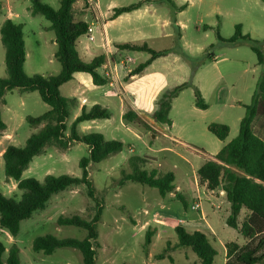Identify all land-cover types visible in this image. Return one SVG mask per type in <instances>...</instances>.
<instances>
[{"label": "rangeland", "instance_id": "obj_1", "mask_svg": "<svg viewBox=\"0 0 264 264\" xmlns=\"http://www.w3.org/2000/svg\"><path fill=\"white\" fill-rule=\"evenodd\" d=\"M139 1L93 0L89 3L88 0H79L76 15L78 19H85L93 29L94 41L88 40L89 34L78 40L79 54L86 62L97 57L101 52L99 45L106 42L113 47V51L116 50L115 45L121 43H147L155 51H170L167 56L153 61L144 73L133 78V83L125 85V88L134 92L133 97L128 96V99L141 112V121H134L133 125L123 122L120 102L113 89L107 85L93 88L92 92L88 87L83 88L73 81L61 88L64 97L86 98L88 105L105 102L106 99L112 104L111 118L79 126L80 136L99 133L107 140L124 144L122 152L89 167V177L104 198V211L98 224L96 264H201L191 249L171 250L164 258H157L170 243L172 247L178 244L179 236L175 230L155 220H191L200 214L191 208L197 170L204 158L209 160L210 156L218 154L238 136L240 122L246 114V107L252 102L261 76L257 56L247 44L231 46L224 41H229L234 36L235 26L241 24L243 35L263 42L264 3L261 0H173L178 7L186 6L184 11L177 13V23L174 25V9L164 0L158 4H146L111 20L115 8ZM46 3L56 10L60 7V0H46ZM0 4V29L8 19L23 25L26 75H58L62 67L55 58L58 49L56 35L54 31L45 29L50 27V22L42 15L33 16L30 13L29 0H0ZM205 26L210 28L206 30ZM218 28L224 41L218 37ZM128 56L134 59L129 68L132 72L144 54L128 53ZM211 56H214L213 61L209 60ZM5 77V49L0 34V78ZM129 78L123 74L124 82ZM184 82H192L200 90L209 105L207 110L195 106L194 87H190L173 101L170 113L172 126L156 123L151 113L143 112L144 103L150 102L153 110H156L162 94ZM103 92L108 94L104 96ZM48 110L49 106L42 101L38 92H7L4 103H0V112L7 126L6 132L12 136V140L5 144L24 147L27 139L41 129V126H31L27 117H38ZM81 111L80 105L70 106L66 136L70 135L72 125ZM211 123L229 126L230 133L225 141L208 131L207 127ZM263 125V118L254 124V130L260 137H264ZM151 134H157V139H153ZM172 137L180 139L198 157L186 154L185 148L173 141ZM163 147L173 150H159ZM88 155L89 150L84 143H76L67 151L47 148L45 153L34 158L22 178H35L41 182L47 175L81 178L83 171L80 160ZM132 156L146 159L148 162L144 168L148 171L157 169L174 172L176 191L163 197L157 189L134 182L118 187L122 171L130 170L128 161ZM0 193L16 200L21 197L17 182L6 181L3 158H0ZM215 193L221 197L218 191ZM177 195H181L183 200ZM201 197L207 222L217 233L215 238L208 229L204 230L217 251L214 264H224L225 245L231 242L240 245L245 239L238 230L226 223L230 214V208L229 214L226 211L227 198L205 197V193ZM186 205L189 209H186ZM93 206L94 202L87 196L85 185L70 187L53 195L44 210L37 211L22 222L17 236H12L7 229L0 227V242L6 248L3 258L7 257L10 247L16 245L20 251V264H83L78 250L62 248L52 255H45L33 250V242L46 235L83 240L87 236L84 229L60 226L57 220L61 216L76 214L89 219L93 215ZM248 216L247 212L245 215L241 213L239 223L242 224ZM149 228L155 232L148 251H145ZM184 229L188 233L194 231L191 226Z\"/></svg>", "mask_w": 264, "mask_h": 264}, {"label": "trees", "instance_id": "obj_2", "mask_svg": "<svg viewBox=\"0 0 264 264\" xmlns=\"http://www.w3.org/2000/svg\"><path fill=\"white\" fill-rule=\"evenodd\" d=\"M29 1L30 13L33 16L42 15L51 24L49 30L55 32L58 47L55 58L62 68L61 72L55 76H27L24 71L26 50L23 25L10 19L3 23L0 34L1 43L5 49L7 77L0 78V103H4L5 95L10 91L38 92L42 101L50 109L38 117H27V122L31 126H42V128L27 139L24 147L10 145L3 153L6 181L17 182L21 197L16 200L0 193V227L7 229L12 236H17L22 222L30 219L37 211L44 210L53 195L70 187L85 185L87 196L94 202L91 209L93 215L89 219L77 214L61 216L57 222L60 226L84 229L87 232L86 238L79 240L46 235L34 240L33 250L52 255L57 249H75L81 253L83 264H96L99 248L98 224L104 211V198L97 192L89 177V167L91 164L100 163L111 155L122 152L124 144L116 140H107L99 133L79 135V124L111 118V111L101 105H94L90 109L83 107L81 114L72 125L70 135L66 136L70 106H75L77 100L64 97L60 88L73 80L76 73L89 74L95 86L107 85L109 80L99 72L105 63V56H97L92 61L86 62L79 55L78 40L90 30L86 21L77 18L76 4L79 0H60V7L57 10L47 4L46 0ZM163 1L140 0L129 6L115 8L111 20L138 10L146 4H158ZM165 1L174 9L172 23L176 25L177 13L184 11L186 6L178 7L173 0ZM261 1L264 3V0ZM209 28L204 27L206 30ZM242 29L241 24L236 25L234 36L229 41L221 39L219 28L217 34L220 40L231 46L247 44L257 56L261 76L252 102L246 107V114L240 122L238 136L199 168L198 179L200 185L206 184L209 190L225 193L230 204V214L226 223L229 227L238 230L247 241L243 246L234 242L225 245L226 264H264V137L257 135L254 130L255 122L259 118L264 119V41L260 42L249 35H243ZM180 36L178 32V37ZM115 48L120 51L144 52L150 55L146 62L139 64L131 72V76L141 74L153 61L167 56L170 52L169 50L155 51L147 43H121L116 44ZM209 60L213 61L214 56H211ZM190 87H194L195 106L201 110H207L209 105L205 102L200 90L192 82H184L162 94L157 101V109L152 113L153 120L156 123L172 126L170 113L173 101ZM123 120L131 123L141 121V117L135 111L128 110L123 115ZM5 128L0 112V131ZM207 129L221 141H225L230 133L229 126L221 123H211ZM76 143H84L89 150L88 157L80 160V168L83 171L81 178L70 175H47L42 182L35 178H22L34 158L45 153L47 148L54 147L67 151ZM128 162L130 170L122 171L118 187L134 182L157 189L163 197L175 191L173 172H161L157 169L148 171L144 168L148 161L138 156L130 157ZM243 209L249 212V216L240 224L239 216ZM122 210L127 212L124 207ZM175 231L179 236V243L173 247L170 243L157 258H164L171 250L191 249L200 259L201 264H214L217 251L205 233L199 230L188 233L182 226H177ZM154 232L155 230L149 228L146 233L145 251H148ZM5 252L6 248L0 242V264H20V251L16 245L10 247L4 259Z\"/></svg>", "mask_w": 264, "mask_h": 264}, {"label": "crops", "instance_id": "obj_3", "mask_svg": "<svg viewBox=\"0 0 264 264\" xmlns=\"http://www.w3.org/2000/svg\"><path fill=\"white\" fill-rule=\"evenodd\" d=\"M92 1L93 0H88V2L89 3H92ZM97 1V0H96ZM84 21H86L85 19H83ZM89 28H90V32L88 33L89 34V37H93V40L92 41H94L95 39H94V36L92 35V31H93V29H92V27L91 26H89ZM46 30H49V26L48 27H46L45 28ZM106 33V32H105ZM106 35V34H105ZM89 37H88V40H89ZM90 41V40H89ZM55 43H56V39H55ZM100 46V49H101V52H100V54H98L97 56H101V55H103V56H105V63H104V65H109L111 68H113L114 69V67H115V69L117 70V74H118V77H119V80H118V87L119 88H122L124 91H125V93H126V95L125 96H122V95H120L119 94V92H118V90L117 89H115L114 87H112V86H110L109 84H107V86H109V87H111L112 89H113V91L115 92V95L117 96V98H118V100H119V102H120V107H119V110H120V115H121V117H122V119H123V115L128 111V110H133V111H135L140 117H141V112L140 111H138L136 108H134L133 107V102H131L129 99H128V96H130V97H133V95H134V92H133V90L132 89H129V88H125V85L126 84H128V83H130V82H132L133 83V78H136L137 76H139V75H136V76H131V71H130V66L131 65H133V62H134V59L132 58V57H130V56H128V53H137V54H144V57L142 58V60L140 61V64L141 63H144V62H146L149 58H150V55L148 54V53H144V52H128V51H120V50H117L116 48V50L115 51H113V47H111L110 46V44H109V42H106L105 44L103 43V44H100L99 45ZM77 47H78V43H77ZM77 50H78V48H77ZM79 52V51H78ZM80 55V54H79ZM81 57V56H80ZM127 58H130V59H132V63H130L129 65H127L126 66V68L125 67H123V66H121V64H122V62H123V60H125V59H127ZM92 61V60H91ZM90 62V61H89ZM150 66H148L146 69H148ZM146 69L142 72V73H144L145 71H146ZM105 67L104 66H102L101 68H100V70H99V72L102 74V75H104L105 74ZM126 74L127 76H129L130 78H129V80L128 81H126V82H124V80H123V74ZM141 73V74H142ZM78 79H79V81H78ZM73 81H76V82H78V86H81V87H83V88H89V89H91V91L92 92H94V89L93 88H99V87H103V86H95L94 84H93V80H92V77L89 75V74H86V73H76L75 75H74V78H73V80H71L70 82H73ZM70 82H68V83H70ZM67 84V83H66ZM65 85V84H64ZM63 87V86H62ZM61 87V88H62ZM61 88H60V91H61ZM157 93V92H156ZM103 94H104V96H106L108 93L107 92H103ZM155 97V96H154ZM67 98V97H66ZM152 98H153V96H152ZM69 99H71V98H69ZM73 99V98H72ZM76 99V98H75ZM77 100V104L76 105H80V107H81V109L83 108V107H86L87 109H90L92 106H94V105H101V106H103V107H107L109 110H111V108H112V104H111V102L108 100V99H106V100H104L105 102H101V103H98V102H93L91 105H88V101H87V99L86 98H82L81 100H79V99H76ZM126 100H128V101H126ZM75 105V106H76ZM142 105V104H141ZM143 107H144V113H153L154 112V110H153V108H152V104L150 103V102H148V103H144L143 105H142ZM50 109V108H49ZM49 111V110H48ZM96 121H98V120H92V121H87V122H83V123H81V124H79V126H81V125H86V124H95V122ZM123 122L124 123H127V124H129V125H133V123L134 122H131V123H128V122H126V121H124L123 120ZM79 126H78V129H79ZM41 128H42V126H41ZM6 130H7V126H6V128H5V130H3V131H0V158H3V153L5 152V150H6V148L8 147V146H10V145H8V144H5L7 141H9V140H12V136L11 135H9L7 132H6ZM79 133V132H78ZM151 136H152V138L153 139H157V134H151ZM106 139V138H105ZM173 141H175V142H177V143H179L181 146H183L185 149V152H186V154H190V156L191 157H194V158H196V157H198V155H196L195 153H194V151H192V150H190V149H188L189 147L185 144V143H183L182 141H180V139H178V138H175V137H172L171 138ZM170 150V151H172L173 150V148H170V147H163V148H161V149H159V150ZM211 157V156H210ZM207 161V158H204L203 159V162H202V164H201V166L205 163ZM200 166V167H201ZM199 167V168H200ZM199 168H198V170H199ZM198 170H197V173H198ZM174 173V172H173ZM175 175V174H174ZM197 185L198 186H200V190L199 191H201L202 193H205V197L206 196H208V197H212V198H223L222 196H224L225 198H226V195H225V193L224 192H222V191H218L219 193H220V195H221V197H218L217 195H216V193H215V191H211V190H209L208 188H207V186H206V184H204V185H200V183H199V180H198V175H197V177H196V180H195V183H194V190H193V194H194V200H193V198H192V206H193V204H194V201H195V197H196V195H197ZM175 191H176V187H175ZM174 191V192H175ZM177 197L179 198V197H181L182 198V196L181 195H177ZM180 199V198H179ZM183 199V198H182ZM227 200V199H226ZM227 203H228V206H227V209H226V211L228 212V209L230 208V204H229V202L228 201H226ZM192 208V207H191ZM217 209H219V206H217L216 207ZM186 209H189V206L188 205H186ZM246 209H243L242 211H241V213L242 214H244L245 215V212H247L248 213V215H249V212L248 211H245ZM202 212H203V214H204V210L202 209ZM228 214H229V212H228ZM204 216H205V214H204ZM182 220H185L187 223H188V225L187 226H184V228L185 227H193L194 228V231L195 230H199V231H201V232H203V233H205L204 232V230H209L210 232H211V234H212V236H214L215 238L217 237V233H216V231L214 230V228L207 222V218L205 217V220H202L201 219V216H200V214H197V216L195 217V218H192L191 220H186V219H182ZM157 223H159V224H161V225H165V226H169L171 229H173V230H175V228L177 227V221H162V220H158V219H156L155 220ZM179 221V220H178ZM173 222H175L174 224H173ZM240 222V221H239ZM172 224V225H171ZM246 239L244 240V243L243 244H240V246L242 245H244V244H246ZM226 248V247H225ZM168 254V253H167ZM166 254V255H167ZM225 260H224V264H226L227 263V250H226V252H225Z\"/></svg>", "mask_w": 264, "mask_h": 264}, {"label": "built area", "instance_id": "obj_4", "mask_svg": "<svg viewBox=\"0 0 264 264\" xmlns=\"http://www.w3.org/2000/svg\"><path fill=\"white\" fill-rule=\"evenodd\" d=\"M90 32V30H89ZM89 40L92 41L93 40V37H89ZM130 63H132V59L130 58H127L125 60H123L121 66L125 67L127 65H129ZM105 67V74L103 75L104 77H106L108 80H109V85L114 87L115 89L118 90L119 94L122 95V96H125L126 93L125 91L122 89V88H119L118 86V80H119V77H118V74H117V70L113 68H111L109 65H103ZM200 190V186L197 185V195L195 197V201H194V204L192 206V209L198 213H200V216H201V219L202 220H205V216L202 212V192L199 191ZM177 223V226H187L188 223L185 221V220H182L180 219L179 221L176 222Z\"/></svg>", "mask_w": 264, "mask_h": 264}, {"label": "water", "instance_id": "obj_5", "mask_svg": "<svg viewBox=\"0 0 264 264\" xmlns=\"http://www.w3.org/2000/svg\"><path fill=\"white\" fill-rule=\"evenodd\" d=\"M221 188V187H220Z\"/></svg>", "mask_w": 264, "mask_h": 264}]
</instances>
